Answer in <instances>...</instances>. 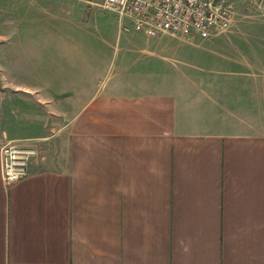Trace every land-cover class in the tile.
<instances>
[{
  "label": "crops",
  "instance_id": "0c3cea01",
  "mask_svg": "<svg viewBox=\"0 0 264 264\" xmlns=\"http://www.w3.org/2000/svg\"><path fill=\"white\" fill-rule=\"evenodd\" d=\"M42 1L0 0V264H264V33H239L252 0L192 40L102 0ZM144 36L202 51L157 63ZM10 141L38 155L7 183Z\"/></svg>",
  "mask_w": 264,
  "mask_h": 264
},
{
  "label": "built area",
  "instance_id": "2783aa9c",
  "mask_svg": "<svg viewBox=\"0 0 264 264\" xmlns=\"http://www.w3.org/2000/svg\"><path fill=\"white\" fill-rule=\"evenodd\" d=\"M100 6L132 19L135 29L149 36L170 34L191 40L228 32L236 13L231 0H102ZM37 155L31 144H3V180L12 183L30 175V164Z\"/></svg>",
  "mask_w": 264,
  "mask_h": 264
},
{
  "label": "rangeland",
  "instance_id": "374dc122",
  "mask_svg": "<svg viewBox=\"0 0 264 264\" xmlns=\"http://www.w3.org/2000/svg\"><path fill=\"white\" fill-rule=\"evenodd\" d=\"M42 2L45 5L51 4V5H55V6L60 5V6L67 7L69 5L77 4L80 1L79 0H43ZM262 2L263 1L260 2L259 0H252L251 10H250V12H252V13H250L251 14L250 22L243 23L240 26L239 33L240 32L241 33H253V34L264 33V17H261V20H260L259 17L256 16L257 13H255L256 12L255 8H259ZM262 6L263 5H261L260 8H262ZM31 8L32 9L30 10V17L33 19L41 18V15H40L41 11L40 10L38 11V9H37L38 7H36V8L31 7ZM235 10H236V8H235ZM143 39L145 42L142 41L141 47L146 48L150 51H153L154 53L142 52L141 54L144 56L145 59L152 60V61H155L157 63H164L163 58H162L164 55L171 56L170 58H172V59H176L178 57L179 58H186V56L193 58V57L197 56L198 53H200L202 51V48H200V47L190 46L189 44H185L183 42H180L177 39H174V40L167 39L166 42H161L158 45H155L152 42H148L150 39H147L145 36L143 37ZM158 65H160V64H158ZM13 81H14V89H15L14 92L16 94L17 92L21 91V89H19V87H20L19 85H21V83H22L21 75H13ZM6 82H9V78H8V80H6V75L0 74V84L3 85V86H1V88L5 87ZM16 100H19V103H20V101L22 100L20 95H15V97H14L15 103H17ZM19 103H18V105H19Z\"/></svg>",
  "mask_w": 264,
  "mask_h": 264
}]
</instances>
